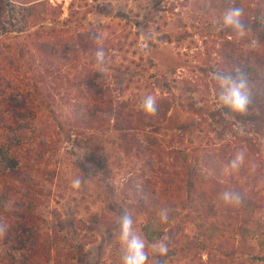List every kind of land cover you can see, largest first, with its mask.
I'll list each match as a JSON object with an SVG mask.
<instances>
[{
    "label": "trees",
    "instance_id": "trees-1",
    "mask_svg": "<svg viewBox=\"0 0 264 264\" xmlns=\"http://www.w3.org/2000/svg\"><path fill=\"white\" fill-rule=\"evenodd\" d=\"M202 3L197 5L199 9L214 12L217 18L230 7L213 0ZM234 7L244 9L241 19L251 31L243 39L230 30L217 32V37L225 41L215 54L232 71L242 68L248 74L254 103L244 116H225L227 110L217 107L215 82L211 87L207 83L214 93L212 101H197L195 95L202 91L197 80L187 76L180 80L189 94L177 96L176 84L168 81L165 90L158 93L148 81L153 75L147 76V63L155 65L152 59L145 66L142 57L139 62L130 60L137 71L127 79L125 88L112 87L110 71L123 72V64H112L117 53L136 41L127 43L125 38L123 44L116 39L110 48V40L104 39V46H100L103 36L96 35L94 27L77 25L71 19L73 14L60 21V11L47 0H0V222L9 225L0 237L5 264H46L51 248L59 244L56 238L55 243L48 240L50 233L42 228L45 219L36 210L46 195L37 179L46 169L49 153L70 141L80 148L102 147L104 138L110 135L119 149L141 163L139 171L126 180V189L142 207L157 209L160 198H170L175 201V216L186 211L188 221L199 230H204L208 222L212 228L223 227L226 220L225 226L233 227L234 234L249 231L254 218L250 219L251 214L264 211L260 182L249 180L255 172L251 166L264 160V24L260 22L264 11L242 5L241 0ZM215 21L206 23L203 29L210 31L204 34L215 31ZM130 23L141 29L140 22ZM259 32L261 37L253 44L248 34ZM94 36L99 39L93 41ZM183 39L182 35L174 39L167 34L157 38L170 43ZM148 43L156 47L155 42ZM100 47L106 53L103 74L98 72L94 59ZM110 49L114 54L110 55ZM129 66L124 68L125 74ZM136 74L139 76L135 79ZM127 91L129 94L124 96ZM149 94L157 99L154 117L140 108ZM176 106L183 111L178 118V111L173 112ZM244 121L253 124L256 133L241 134L239 123ZM203 125L210 130L207 136L201 130ZM241 149L246 151L244 165L236 172L226 171ZM168 163L176 165L172 176L165 170ZM226 189L241 193L239 206L222 205L219 197ZM217 217L224 220H212ZM152 225L150 221L144 227ZM164 230L161 228L159 234ZM148 240L152 241L151 236ZM12 246H20L19 256L10 253ZM68 258L81 259L74 251H69Z\"/></svg>",
    "mask_w": 264,
    "mask_h": 264
},
{
    "label": "rangeland",
    "instance_id": "rangeland-1",
    "mask_svg": "<svg viewBox=\"0 0 264 264\" xmlns=\"http://www.w3.org/2000/svg\"><path fill=\"white\" fill-rule=\"evenodd\" d=\"M47 1L60 11V21L69 19L73 14L71 19L77 25L87 29L94 27L96 35L103 36L98 43L100 46H104V39L110 40V48L116 39H121L123 44L125 38H128L127 43L128 40L136 41L132 47L125 45L124 50L117 53L113 63L110 59V64L115 67L123 64V74L110 71L112 77L109 81L112 87L125 88L127 79L137 71L136 66L130 64V60L139 62L142 57L143 66L151 59L155 64L151 67L147 63L146 67L149 68L147 76L153 75L148 81L153 83L158 93L165 90L164 84L168 81L176 84L177 96L189 94L185 92L184 84L180 80L187 76L197 80L200 86L202 93L195 95L197 101H212L213 90L207 88V83L209 87L214 83L211 79L212 71H232L219 55L215 54L221 49L220 43H223L225 38H218L216 31L204 34L205 31H210L203 29L206 23L220 17L217 18L214 12L199 9L197 5L203 4L202 0ZM213 1L219 5L234 7L237 0ZM241 4L264 11V0H241ZM50 18L57 20V17ZM130 22H140L141 29H137ZM163 34L171 35L174 39L176 35H182L185 39L180 42H159L157 38ZM145 36L150 39L145 41ZM248 36L255 44V38L259 39L261 33H250ZM148 41L155 42L156 47L149 46ZM111 54L114 52L110 49ZM127 65H130V71L125 74L124 68ZM134 76L136 79L139 75ZM128 94L129 91L125 92L124 96ZM217 107L220 108L218 104ZM173 112L177 118L183 113L178 106ZM239 126L247 136L256 133L253 124L246 121L239 123ZM202 127L203 135L210 133L206 126ZM115 144V137L112 135L104 138L102 147L100 144L95 148H80L70 141L62 144L55 152L51 151L46 157V169L37 179L44 185L43 191L46 195L40 199L36 210L45 219L42 228L50 233L48 240L52 239L53 243L56 238L59 242L57 247L51 248L48 260H45L46 264H121L117 229L118 218L125 211L132 215L134 227L142 233L149 246L167 235L169 253L162 258L167 264H264V260L257 259L264 258V211L259 210L251 214L250 219L252 216L254 218L248 225L249 231L241 235L234 234L233 227L225 226L227 222L221 217L212 220H224L223 227L212 228L208 222L203 227L204 230H199L196 224L188 221L190 218L186 216V211L175 216L172 210L175 201L170 198H160L157 209L145 205L142 207L138 199L126 189V180L139 171L141 163ZM255 165V172L250 176V173L246 172V176H249L251 181L258 179L264 198V160H259ZM168 166L164 168L167 174L172 176L176 165L168 163ZM76 177L82 179L78 189L73 188L71 183ZM2 181L3 179L0 183ZM168 187L170 188V183ZM163 208L169 209L170 219L166 224H160L157 218L158 212ZM150 221L153 225L144 227ZM51 228H54L52 232ZM161 228H165L162 235L159 234ZM150 236L152 241L148 240ZM233 244L236 247H233ZM19 248L20 246H12L10 253L15 252L16 256H19ZM1 249L2 246L0 264H5L6 258L2 257L4 254ZM69 251L78 252L81 259L70 260Z\"/></svg>",
    "mask_w": 264,
    "mask_h": 264
},
{
    "label": "clouds",
    "instance_id": "clouds-1",
    "mask_svg": "<svg viewBox=\"0 0 264 264\" xmlns=\"http://www.w3.org/2000/svg\"><path fill=\"white\" fill-rule=\"evenodd\" d=\"M243 14L244 9L241 7L227 8L220 19L214 22L215 31L230 30L237 38L243 39L251 31V28L241 19ZM260 22L264 24V16L260 18ZM98 39V36L93 37V41ZM148 39L150 37L145 36V41ZM94 59L98 72L103 74L106 68V53L102 47L95 50ZM211 79L215 82L218 106L227 110L224 113L225 116L231 114L244 116L249 113V109L254 103L253 93L248 74L242 68H236L233 71L215 69L211 73ZM140 108L145 115L156 116L158 110L156 97L151 94L144 97ZM240 132L243 134L242 130ZM244 163L245 152L241 149L234 154L226 171L236 172ZM251 168L255 171L256 165L253 164ZM71 183L73 188L78 189L82 184V179L76 177ZM219 199L225 207L239 206L242 202V195L238 191L226 189L220 194ZM157 218L160 224L168 223L169 209H161ZM8 227L9 225L0 222V237L6 234ZM168 239L165 235L149 246L142 233L134 227V220L129 212L125 211L118 218L117 240L120 244L121 264H167V261L162 258L169 253Z\"/></svg>",
    "mask_w": 264,
    "mask_h": 264
}]
</instances>
